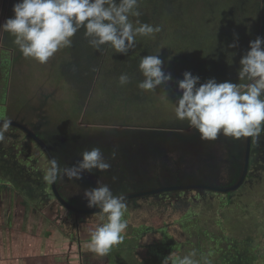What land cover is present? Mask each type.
Masks as SVG:
<instances>
[{
	"label": "rangeland",
	"instance_id": "1",
	"mask_svg": "<svg viewBox=\"0 0 264 264\" xmlns=\"http://www.w3.org/2000/svg\"><path fill=\"white\" fill-rule=\"evenodd\" d=\"M156 1L160 8L158 2L162 0ZM174 3L169 14L160 17L163 25L155 20L156 5L150 0H139L141 15L130 18L142 23L148 18L146 24L161 27L163 42L159 54L165 58L163 70L172 74L169 85L157 86L150 103L152 107L130 105L131 112H127L126 101L116 104L117 97L106 96L109 90L105 89L106 84L113 81L105 72L95 82L94 91L82 107L80 96L62 75V63L71 59L68 48L40 64L25 58L8 33L0 40L9 47H0V120L10 119L37 133L61 168L74 165L85 150L92 148H100L111 165L108 171L85 172L81 180L66 177L57 180L61 197L75 209H97L89 208L84 198V191L96 187L97 180L108 185L115 195L126 196L184 184L226 188L233 186L241 176L247 137L236 139L219 135L215 140H202L187 121L176 119L171 100H178L182 95L173 86L178 85L177 81L183 79L186 71L199 76L200 83L212 78L218 83H239L237 78L225 80L213 72L204 79L198 69L203 65L201 61H221L220 56L228 63L239 62L244 44L255 40L256 32L264 37V13H260L256 21L247 19L242 23L237 18L235 29L227 30L226 21L237 11L234 0ZM262 8L264 10V6ZM248 16L254 17L253 14ZM160 32L136 37L134 46L153 45ZM225 32L228 37L243 35V39L248 35L249 40L243 42L242 39L238 47L233 48L230 45L236 41L224 42ZM167 45L170 52L166 50ZM170 45L175 47L171 49ZM219 47L223 55L215 53V49L220 52ZM177 54L183 60L176 61ZM113 55L110 53L112 58ZM190 63L194 70L189 68ZM228 63V69H232ZM22 136V130L10 126L0 141V182L13 183L12 187L19 194L30 199L48 201L49 183L44 180L48 161L34 140L28 142ZM252 142L247 178L233 193L192 189L125 200L124 218L128 227L123 240L106 254H98L88 247V228L97 219L94 214L64 213L56 215L61 218L58 221L54 215L49 216L48 220L59 223L63 231H55L46 239L45 233L31 229V222L30 226L25 224L18 229L8 224L7 229H0L3 230L0 232V264H152L155 256H167L171 245H176L171 252L183 256L195 250L196 259L203 262L201 257H206L213 264L216 258L209 257L208 253L223 233L218 211L227 235L240 240L253 237L261 243L258 264H264V131L252 137ZM114 150L117 155L112 159ZM194 208L198 210L197 219L189 218ZM183 215L187 220L173 222V218Z\"/></svg>",
	"mask_w": 264,
	"mask_h": 264
},
{
	"label": "clouds",
	"instance_id": "2",
	"mask_svg": "<svg viewBox=\"0 0 264 264\" xmlns=\"http://www.w3.org/2000/svg\"><path fill=\"white\" fill-rule=\"evenodd\" d=\"M139 0H18L13 5L14 15L0 24V31L11 35L21 54L45 64L59 50L73 44L75 34L84 29L91 47L101 50L107 45L115 53L127 54L134 47L136 37H149L161 31L160 26L135 22L139 17ZM230 47H238L236 42ZM164 62L158 55H147L139 62L144 79L138 84L143 91H155L157 86L169 85L172 74L163 70ZM239 83L220 82L215 78L200 83V77L184 72L178 80L182 95L174 103L176 119L187 121L202 140H215L219 135L239 139L259 136L264 131V37L250 41L249 50L240 60ZM129 75L121 74V86L130 83ZM199 85V86H198ZM166 93V92H165ZM167 94V93H166ZM12 121H0V141L5 138ZM112 159L117 152H112ZM74 165L61 168L52 159L44 174L51 184L66 177L81 180L85 172H100L111 168L100 148L85 150ZM89 208H98L96 222L88 228V247L98 254H106L123 240L128 227L123 194L115 195L111 188L97 180V186L84 191ZM195 250L180 256L172 252L161 264H201ZM203 264H210L201 257Z\"/></svg>",
	"mask_w": 264,
	"mask_h": 264
},
{
	"label": "trees",
	"instance_id": "3",
	"mask_svg": "<svg viewBox=\"0 0 264 264\" xmlns=\"http://www.w3.org/2000/svg\"><path fill=\"white\" fill-rule=\"evenodd\" d=\"M151 1L156 5L155 20L157 21V23H160L162 25L163 23L161 22L160 17H166L169 14L170 6L173 5V2H181V0H162L158 2V4L161 5L159 8L157 7L156 0H150V2ZM234 1L236 2L235 9L237 11L235 13V16L226 21V24L229 26V29L227 30L235 29L234 22H237V18L242 23L247 19L248 21H256L259 19L260 13H264V10L262 8L264 4H262V0ZM17 2L18 0H6V5L4 8V12L7 14L5 17L6 19L11 18L14 15L13 5ZM247 10H249V13L246 12ZM228 14L231 16V13ZM248 14H253L254 17H249ZM144 23H149V19L145 18ZM216 31L214 33H216ZM218 33L220 32L218 31ZM6 34L7 32H4L3 40L6 38ZM158 35L159 36L155 41L156 43H154L153 45L151 44L144 46L143 43H139L137 44V46H134L131 50H129L127 54H121L115 53L114 50L109 48L107 45L102 46L100 51L94 49L89 45L88 40L85 38L84 29H80V31H78L72 38V46L68 48L69 53L71 54L70 61H67V63L63 62L61 67L62 75L64 76L65 80L72 87V89L78 93V96H80L82 107L87 104V101L92 93L91 91H93L95 82L99 77L104 76V72L105 76L107 75L108 77H110V80L113 81L110 82L109 85L106 84V90L109 89L106 96L112 95L113 97H117L118 101H116V104H123L126 101L127 103L124 104L127 107V112H131L130 105L141 104L146 105V107H152L150 103L152 96L156 94V90L143 91L138 88V84L144 79L141 72L139 71V62L144 56L158 55L161 52L160 50L162 48L163 38L161 36V32ZM251 35H255V32H251ZM237 36L238 34L236 35V37H228L226 35L224 42L236 41ZM256 36H259L257 32ZM243 37V35H239L238 42H240ZM247 40H249L248 35L243 39V42H246ZM249 44L250 42H247V44H244V47H242L243 55L249 50ZM170 47L172 49L175 46L170 45ZM219 48L220 52L215 49V53L223 55L222 47ZM166 50L170 52L169 45H167ZM175 52H178V50H176ZM110 53L114 54L113 58L110 56ZM242 56H240V58H242ZM159 57L165 64L164 56L162 54H159ZM220 58L221 61H218L217 59L201 61L203 65L198 69L201 76L204 79H208L209 77H211V74L213 72L214 74L225 80H232L237 78L238 81L240 61L228 63L226 62L224 56H220ZM174 59L176 61H181L183 60V57L177 54ZM227 63L232 69H228ZM222 64H224L225 67H223ZM189 68L194 70L195 67L192 63H190ZM125 73L129 75L131 80L127 85L121 86L119 84V76ZM173 88L175 91L178 90V85H174ZM175 100V98L172 99V103H175ZM109 109L106 111H109ZM191 210V216L189 218L195 217L197 219L198 210H196L195 208ZM216 213L219 216V226L223 230V233L214 241L213 248L208 253L209 257L216 258V262L213 264H258L262 246L261 243L253 237H245L240 240L235 237H231L229 234L227 235L226 228L221 224L223 219L221 218L219 211ZM182 217H184V215L179 219L173 218L172 220L175 223L187 220V218ZM173 246L176 245H171L169 248L172 249ZM170 249H168L169 254L172 253ZM164 257L166 256H155L154 261L152 260L153 262L151 263L161 264L160 261L162 262ZM201 264H203L202 261Z\"/></svg>",
	"mask_w": 264,
	"mask_h": 264
},
{
	"label": "flooded vegetation",
	"instance_id": "4",
	"mask_svg": "<svg viewBox=\"0 0 264 264\" xmlns=\"http://www.w3.org/2000/svg\"><path fill=\"white\" fill-rule=\"evenodd\" d=\"M106 89V88H105ZM94 91V90H93ZM92 91V92H93ZM105 94V92L103 93ZM103 99H105V95H103ZM175 100L174 102H176ZM172 102V101H171ZM17 128V127H16ZM20 129V128H19ZM191 129V128H190ZM22 130V129H20ZM23 131V130H22ZM189 132V129H188ZM27 138V141L31 142L33 140L25 131H23L22 138ZM31 139V140H30ZM35 142V141H34ZM253 143V142H252ZM36 147L38 146L42 153L41 155L47 159L48 166L50 164L49 159L47 158L45 152L43 149L35 142ZM252 150V147H251ZM3 153V152H1ZM239 180V179H238ZM1 181V180H0ZM185 185V184H184ZM206 185V184H202ZM13 186V183L10 182H0V221L3 223H6V227L4 229H7V225L9 224L10 227L13 229L21 228L25 224H28L30 226V222L33 223L31 226L35 231L38 229L39 234L45 233V239L48 237L53 236V233L55 231H63L61 228L62 226L57 223L50 222L48 220L49 216H55V220H61V218L57 217L56 215H63L64 213H77L75 211H68L69 209H66L65 206L60 202L55 194L53 193V187L52 184H49V199L46 201L45 199H30L27 196H24L22 194H19ZM199 190V189H198ZM202 190V189H201ZM238 190V189H237ZM181 191V190H179ZM186 191V190H182ZM169 192H177V191H169ZM234 192V191H233ZM231 192V193H233ZM165 193V192H163ZM66 201L65 199H63ZM66 219H70L69 215L64 216ZM72 220L76 221L75 218H72ZM36 223L38 224L36 226ZM36 226V227H35ZM9 227V228H10ZM61 227V228H59ZM1 228V227H0ZM3 233V232H2ZM30 237H33L32 235H29Z\"/></svg>",
	"mask_w": 264,
	"mask_h": 264
},
{
	"label": "water",
	"instance_id": "5",
	"mask_svg": "<svg viewBox=\"0 0 264 264\" xmlns=\"http://www.w3.org/2000/svg\"><path fill=\"white\" fill-rule=\"evenodd\" d=\"M0 121H2V120H0ZM11 126L20 128L23 131H25L43 149V151L45 152L49 161H51L52 159H55L50 148L47 146V144L45 142H43L41 140V138L37 135V133L31 131L25 125L17 123V122L12 121ZM251 147H252V137H247L246 144H245V156H244L243 170H242V173H241L239 180L233 186H229L226 188H217V187H213V186H209V185H202V184H185V185L166 186V187L158 188L155 190L137 192L134 194L126 195L125 200H129V199H133V198H137V197H142V196L154 195V194L163 193V192L179 191V190L182 191V190H192V189H204V190H208V191L221 192V193L236 191L237 189H239L243 185V183L245 182V180L247 178L249 167H250ZM51 184L53 187V193L55 194L56 198L60 202H62V204L65 206L66 209L75 211V212L80 213V214H95V213L100 211L98 208L97 209H91V210H84V209L82 210V209H75V208L71 207L61 197V195L58 191L57 181L55 183H51Z\"/></svg>",
	"mask_w": 264,
	"mask_h": 264
},
{
	"label": "crops",
	"instance_id": "6",
	"mask_svg": "<svg viewBox=\"0 0 264 264\" xmlns=\"http://www.w3.org/2000/svg\"><path fill=\"white\" fill-rule=\"evenodd\" d=\"M5 5H6V0H0V24L4 23L5 19H6L5 17H6L7 14L4 12ZM3 37H4V32H2L0 34V40L3 41ZM2 41L0 42V47L9 48L7 45H4ZM5 51H8V50L5 49ZM6 55H7V53H6ZM0 227H1L0 229L4 230V228L6 227V223H3L2 221H0ZM3 230H0V232L3 231Z\"/></svg>",
	"mask_w": 264,
	"mask_h": 264
}]
</instances>
